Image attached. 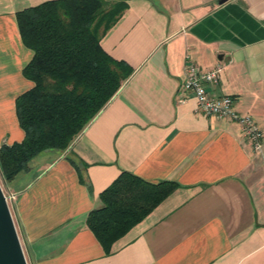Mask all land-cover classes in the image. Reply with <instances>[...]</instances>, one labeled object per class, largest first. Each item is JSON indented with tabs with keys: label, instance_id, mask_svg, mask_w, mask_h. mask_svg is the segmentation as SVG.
I'll list each match as a JSON object with an SVG mask.
<instances>
[{
	"label": "crops",
	"instance_id": "0c3cea01",
	"mask_svg": "<svg viewBox=\"0 0 264 264\" xmlns=\"http://www.w3.org/2000/svg\"><path fill=\"white\" fill-rule=\"evenodd\" d=\"M43 1L0 0V146L23 139L15 99L33 85L16 12ZM116 1L100 44L133 73L66 149L4 181L27 263L264 264V0ZM188 64L222 65L207 90L252 116L262 155L235 121L195 111ZM123 170L177 186L105 254L86 217Z\"/></svg>",
	"mask_w": 264,
	"mask_h": 264
},
{
	"label": "trees",
	"instance_id": "16d2710c",
	"mask_svg": "<svg viewBox=\"0 0 264 264\" xmlns=\"http://www.w3.org/2000/svg\"><path fill=\"white\" fill-rule=\"evenodd\" d=\"M126 8L125 1L116 0H46L16 12L21 40L33 52L22 73L33 85L15 99L23 139L0 146L4 181L26 169L38 153L66 149L133 73L100 44ZM176 186L121 171L86 217L104 253L110 254L113 243Z\"/></svg>",
	"mask_w": 264,
	"mask_h": 264
},
{
	"label": "built area",
	"instance_id": "2783aa9c",
	"mask_svg": "<svg viewBox=\"0 0 264 264\" xmlns=\"http://www.w3.org/2000/svg\"><path fill=\"white\" fill-rule=\"evenodd\" d=\"M221 70V64H216L210 69H202L198 66L188 64L185 68L182 87L195 98L196 112L205 116L235 121L240 125L242 134L249 141L253 151L262 155V132L252 116L237 112L234 109V98L231 95H215L207 90V84H215L219 81ZM5 196L8 203L14 197L12 194L9 199L7 195Z\"/></svg>",
	"mask_w": 264,
	"mask_h": 264
},
{
	"label": "water",
	"instance_id": "95a60500",
	"mask_svg": "<svg viewBox=\"0 0 264 264\" xmlns=\"http://www.w3.org/2000/svg\"><path fill=\"white\" fill-rule=\"evenodd\" d=\"M0 264H28L15 222L0 185Z\"/></svg>",
	"mask_w": 264,
	"mask_h": 264
},
{
	"label": "rangeland",
	"instance_id": "374dc122",
	"mask_svg": "<svg viewBox=\"0 0 264 264\" xmlns=\"http://www.w3.org/2000/svg\"><path fill=\"white\" fill-rule=\"evenodd\" d=\"M0 185H1L5 195H7L8 199H9V197L11 196V193L6 189L1 173H0ZM10 202H11V200H9V207H10Z\"/></svg>",
	"mask_w": 264,
	"mask_h": 264
}]
</instances>
